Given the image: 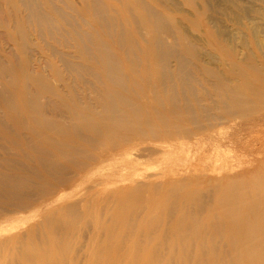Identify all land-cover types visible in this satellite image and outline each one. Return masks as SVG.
<instances>
[{"label": "bare ground", "instance_id": "bare-ground-1", "mask_svg": "<svg viewBox=\"0 0 264 264\" xmlns=\"http://www.w3.org/2000/svg\"><path fill=\"white\" fill-rule=\"evenodd\" d=\"M19 1L22 4V19L25 22L29 19L31 23H36L44 32V38H49V34L62 36L63 39L60 40L61 45L72 50L71 52L63 53L61 55L65 71H61L56 63L48 57V62L44 65V79H42L39 65L36 67L30 65L28 68V71H30L36 79H40L41 83L44 85V89L48 91L47 102L44 103V107H48L49 115L45 114L46 108H44V125L48 126L53 132H49V135L46 134V139L50 141V145L45 147L49 150L45 152L46 154L49 152H52L53 154L49 153L50 156H47L48 160L46 159V169L50 168L52 170L54 168V159L57 160L60 154H67L68 150L66 149L68 146L73 149L76 148L75 144L79 142L78 138L82 135H79L80 133L78 130L81 125L84 128L85 126H89L92 131H96L100 134L99 140L104 141L115 148L116 154L112 156L113 158L110 161H114L115 157H120L125 160V163L128 165L135 153L142 155V153L148 151L147 156L152 157L156 154L157 149L161 150L163 157L171 156V153H173V150L177 146L172 145L171 141L190 138H195V142L185 143L187 149L190 150L191 146L200 143L204 144V142H206L208 149H205V153L203 152L204 155H202L203 157L211 158L210 155L214 153H212V150L216 148L218 149L221 145L228 144L237 146L241 143V139L239 142L234 134L224 136V134H222L223 129H218L216 131L215 128L223 125L227 120L233 121L239 118H248L264 106V74L257 70L256 65L251 64L252 72L243 69L235 70L232 67H235L236 65V55L233 52H227L228 50L223 47V44H219V46H217L218 49L223 53L227 52V57L224 59L225 62H222V64L228 63L232 66L231 70H234V72L232 70V74H234L235 79L236 77L238 78L237 82L239 84H231L228 82V80H232L231 78H233L231 74L225 73L223 70L221 71L219 67L218 69H214V67L204 65L199 60H196L199 57L197 52L198 41L189 36L182 24H180V22L170 13V10H172L171 7L174 5L173 0ZM153 1H157V5H153ZM186 1L189 3L193 2V0ZM203 2L204 0H200L202 6L204 5ZM112 5L118 10L112 9ZM23 11H25L28 18L23 14ZM124 12L128 13L131 18L123 17L122 13L124 14ZM75 59L77 61H75ZM259 64L264 67V61H261ZM147 68L155 71L158 76L157 84L145 85L140 83L139 76L141 72L146 71ZM46 71L49 72V75L46 74ZM54 76H56L55 80L59 85L50 87L47 85L45 78L48 79L49 77H52L54 79ZM245 91L248 92V95L244 93ZM157 93H159V98L155 101V94ZM38 104L39 102L37 98H34L31 102L33 109H37ZM234 125L235 124H231L229 127L234 128ZM74 132H78L79 134ZM55 137H58L59 140L57 141V138ZM183 144L184 143H180L179 145L183 146ZM150 145L152 149L151 151L150 148L149 150H144L145 147ZM196 154L197 153L194 154L195 157ZM49 157L53 160H49ZM45 158L46 157L44 156V160ZM179 158L182 160V163H184L182 164L184 166L190 161L191 152L187 151L183 157L179 156ZM201 160L202 159L199 161ZM53 161L54 163H52ZM103 163L104 162H100L98 165ZM262 166L264 167V165ZM77 175L78 181H83L86 178V173L82 174L77 171ZM261 175H259L260 177L255 175L258 181L261 179ZM262 179L260 181L261 183L264 181V179ZM244 180L242 183H244ZM246 181V186H249L243 188L245 184H242L244 186L241 188L248 190L247 188H251L252 186H250L248 182L246 183ZM253 182H255V184L253 183L252 190L255 189L256 194V190L258 189H256L254 185H259L261 183L256 181ZM235 184L237 183L233 181V186ZM174 185V187L169 185L170 188L167 185H165V187L171 189L172 187L175 188L177 184L175 183ZM238 185H241V183ZM184 186L185 185H183V187L181 186L182 188H177V190L184 189ZM259 187L261 188L264 186L260 185L257 188ZM162 189V194L164 196L166 189L164 187H162ZM214 189L212 188L210 192ZM262 189L260 192V194L262 193L260 198L258 196L259 201L252 200L250 197H253L252 194L249 196L251 199L241 197V193L238 194L237 192L239 189L235 191L237 193H231L228 196V199L223 202L219 208L217 207L224 212H220L221 214L219 218L221 219H218L217 222L219 223L217 226L212 223L214 227L213 229H210L211 226H209L210 224L208 223L209 220H207V218H204L205 220L203 219L204 221H207V223L205 222L203 227H198L197 225H200L202 218L200 219V222H198V217L196 218L197 220L193 219V216L195 215L193 214L192 221H189L190 224L185 227H178V229L176 227H169L167 234H170L168 237L171 238L165 239V235L163 236L164 238H161L160 236L157 237L156 234L154 240L151 236L153 233L155 234V232L150 231L146 227L147 224L143 225V223L147 222L145 218L142 220L139 219V222L135 221V223H139L137 225L129 223L128 225H131L132 227L130 232L132 231L133 233L134 230L135 238L136 236H138V238L140 236V240L149 238L151 244L153 241V245L148 251H146L147 253L144 254L143 252V256L139 253L141 255L140 257L143 258L140 262L136 260L138 256H134L133 252H136L137 250L136 253L138 254V249L141 250V248L143 251V248L146 246L145 240L144 247H142L143 244L142 246L140 244L143 240L140 241L137 239V244H133L132 247L129 245L128 248L125 249V244H118L119 242L116 241L117 238L110 237L114 236L118 226L117 228L115 227L116 231L109 233H114L113 235L111 234L109 236V234L106 233V231L109 232L108 229H114L112 223L111 226L105 227L108 222H106V224L103 223L105 226L102 224V227L100 226L98 230L93 229L100 231L101 236H94L91 238L92 241L89 240L91 244L88 246V256H86L84 261H82L83 259L81 260V258H77V256L80 257L79 254L81 253L79 252L81 249L77 248L80 244L75 245L72 243V246H77L74 248L75 250L71 245L70 248L65 249L67 252L71 251L69 249H73L71 257L68 258V255L66 256V254L64 255L65 257H63L67 258L65 260L69 264H264V191H262ZM193 190L194 189L191 191ZM196 190L197 189H195L194 192ZM250 190L251 189L248 191ZM122 192L124 191L122 190ZM213 193L214 191L212 192V195L211 193L210 195L213 196ZM119 194L117 197L121 198L119 197ZM245 194L247 196V192ZM199 195H201V193ZM199 195L197 196L200 198V202L201 196ZM185 197L186 199L190 198L187 194H185ZM203 197H205L204 194L202 195V203L200 205H205V203H203L205 198ZM123 198H121V200ZM158 198L155 199L158 200ZM193 198V202L197 203L198 198L196 197L197 201H194ZM249 200H252L253 203H250ZM121 203V201H118V204ZM176 204L178 205V202ZM175 206L173 207L175 208ZM194 206L191 208L193 209ZM217 208H214L212 211L217 212ZM197 211H199V209ZM92 212L93 211H91V213ZM108 212L111 214L110 211ZM139 212L140 211H138V213ZM203 213L205 214V212ZM217 213H219V211ZM121 214L119 215L121 216ZM170 214H173V212ZM184 214L182 215L185 216ZM216 214L214 215L215 218L218 216V214L217 216ZM182 215L181 218L183 217ZM112 216L117 217L116 215ZM131 216L130 219L132 220ZM90 217L88 219H91ZM93 217L94 216L92 215V218ZM103 218L104 217H102V219ZM114 218H112V220ZM126 219L127 218H125V220ZM178 219V221L184 220H181L180 218ZM114 220L116 224V218ZM151 220L153 221L154 219ZM67 221L66 224L69 223V221L68 223ZM90 223L91 222H89V226ZM181 224L182 223L180 222L178 225ZM129 227L130 226H128L127 231L129 230ZM151 229L155 230V228L153 229L152 227ZM44 234L46 235L45 232ZM63 235L65 234L62 233V236ZM119 235L117 237H119ZM131 236L132 235H130L129 238H131ZM126 237L122 239L126 240ZM38 239L40 238L38 237ZM69 239L72 240L71 238ZM170 239L173 240L170 246L173 247L176 254L178 252V256L169 254L172 253V247H170L166 241ZM119 241L122 242L120 239ZM138 241H140V243H138ZM22 242L24 243L25 241ZM132 242H134V240ZM131 243L129 242V244ZM86 244L88 245V243ZM23 245L26 246L25 243ZM81 245L83 246V244ZM16 246L19 247L18 245ZM148 246H150V244ZM51 247L53 248V246ZM83 248H85V246H83ZM77 249L79 250L75 252ZM30 250H32V248ZM144 250H146V247ZM37 251H40V249ZM174 252L172 254H175ZM39 253L43 256L37 252L36 255H38V259L34 264H37V261L40 263L42 262L41 264H45L44 261L46 258L44 257L47 255H44V249ZM64 253L65 252H63V254ZM73 253L75 254V257ZM173 256L175 258H173ZM56 259L60 260V257L56 256ZM39 262L38 264H40ZM47 262L49 263V260H47ZM25 263L27 262L25 261Z\"/></svg>", "mask_w": 264, "mask_h": 264}, {"label": "rangeland", "instance_id": "rangeland-1", "mask_svg": "<svg viewBox=\"0 0 264 264\" xmlns=\"http://www.w3.org/2000/svg\"><path fill=\"white\" fill-rule=\"evenodd\" d=\"M203 3L204 5L202 6L200 0H193L192 3L186 0H173L174 5L171 7L172 10H170V13L182 24L187 34L198 41L197 52L199 57L196 60H199L204 65L214 67V69H218L219 67L221 71L223 70L225 73L231 74L233 78H231L232 80H228L231 84L239 83L237 82L238 78L236 77L235 79L234 74H232V66L228 63V65L222 64V62H225L224 59L227 57V52H233L237 57L236 65L232 67L235 70L243 69L252 72L251 64H254L257 70L264 74V67L259 64L261 61H264V0H204ZM152 4L157 5V1H153ZM112 9L118 10L113 5ZM23 14L27 17L25 11H23ZM122 15L123 17L131 18L126 12H124V14L122 13ZM61 39L63 38L60 35L50 34L49 38H44V32L36 23H31L29 19L25 22L22 19V4L19 0H0V264H34L38 259L36 253L38 252V254L42 255L39 252L43 251V249L44 255H47L44 257L46 258V260L44 259L45 264H63L64 262V264H69L65 260L67 258H64V255H68L67 257L70 258L72 250L76 248L77 246L75 247V245L78 244L80 245H78L79 247L77 248L82 251H79L81 252L79 254L80 257L77 256V258H81V260L83 259L82 261H84L86 256H88V246L91 244L89 240L92 241L91 238L94 236H101V232L96 230H98L100 226L102 227L103 223L106 224V222H108V225L106 224L105 226L103 224V226H111L112 223L114 227L112 230L108 229L109 232L106 231L108 234L112 231H116L118 226L119 229L117 228L115 234L111 233L112 235L114 234V236H110L111 234H109V236L115 239L117 238L116 241L119 242L118 244H125V249H127L129 245H131V247L133 244L135 245L137 239H141L140 236L139 238L138 236H136V238L134 237V230L133 233L132 231L130 232L132 227L128 224L137 225L139 223H135V221L139 222L144 218L147 222L143 223V225L147 224L146 227L150 231L155 232V234L153 233L151 236L153 238L156 234L157 237H165V239L171 238L168 237L170 234H167L169 227H176L177 229L178 227H185L190 224L189 221H192L193 214H197L196 217L195 215L193 216V219L198 217V222H200L202 218L200 225H197L198 227H203V224H205V222L207 223V221H204L207 218V220H209V226H211L210 229H213L212 223L217 226L219 223L217 222L218 219H221L219 216L224 212L218 208L228 199V196L237 191V189H239V191H237L238 194L241 193L242 196H240L243 198H252V200L254 199L255 201L258 200V196L260 198L262 194H260L261 189H264V187L257 188L260 185L264 186V181H262V183L260 182L264 174V167L262 166L264 165V106L248 118H239L233 121L227 120L226 123L215 128L216 131L218 129H223L222 134H224V136L234 134L238 141L241 139V143L237 146L227 144L221 145L218 149L213 148L214 150H212V153H214L211 154L212 156L210 155L211 158L203 157L205 149H208L206 142H204V144L200 143L191 146L190 150L187 149L185 143L195 142V138H190L171 141L172 145H177L173 153H171V156L163 157L161 150L157 149L156 154L152 157L147 156L148 151L142 153V155L135 153L128 165L125 163V160L120 157H115L114 161H110L113 158L112 156L116 154L115 148L99 140L100 134L96 131H92L89 126H85L84 128L81 125L78 129L80 134L74 132L79 135L82 134L78 138L79 142L75 144L76 148L74 147L75 149H73L68 146L66 150H68L67 154H69H60L57 160L54 159L55 163L54 161L52 162L55 164L54 168L52 170L50 168L46 169L47 156L53 154L52 152L46 154L48 149L45 148L50 145V141L46 139V134L49 135V132H53L48 126L44 125V108H46L45 114L49 115L48 107H44V103L47 102L48 91L44 89V85L41 83L40 79H36L34 75L28 71V68L30 65L34 67L39 65L42 79H44V65L48 62V57L56 63L61 71H65L61 55L71 52L72 50L61 45ZM219 44H223V47L228 51L224 53L221 52L217 47ZM75 61L77 60L75 59ZM46 74L49 75V72L46 71ZM55 78L56 76H54V79L52 77L48 79L45 78L47 85L50 87L59 85ZM139 81L141 84L145 85L157 84L158 76L154 70L147 68L146 71L141 72ZM244 93L248 95L247 91ZM34 98H37L39 102L37 109H33L31 106V102ZM158 98L159 93L155 94V101H157ZM231 124H235L234 128L229 127ZM55 138H57V141L59 140L58 137ZM180 143H184L183 146L179 145ZM149 148L151 151V145L145 147L144 150H149ZM187 151L191 152V159L183 166L182 164L184 163H182L179 156L183 157ZM195 153H197L196 157L194 156ZM44 156L46 157L45 160ZM197 157L202 160L199 161L200 159ZM51 159L52 158L49 157V160ZM100 162L104 163L98 165ZM77 171L82 174L86 173V178L83 181H78ZM254 174L256 176L261 175V179L258 181V176L256 177ZM242 179H246L247 181L244 180V183H242ZM252 179H254L253 181L261 183H258L259 185H254V187L258 189L256 190L257 195L255 194V189L252 190L253 183L255 184V182L251 181ZM233 181L237 183L235 184L237 186H233ZM245 181L252 186L247 189H251L252 191L243 189L249 186L248 184V186H246ZM175 183L177 185L173 188ZM239 183H241V185H238ZM168 184L171 186L174 185L171 188L173 190L169 189L170 186ZM242 184H245V186ZM165 185L169 188L165 187ZM183 185L186 186H184V189L177 190L179 187L182 188ZM242 186L244 187L241 188ZM162 187L168 191L166 192L164 190V196L162 194ZM212 188H215L213 190L215 193H213V196H211L213 191L210 192ZM192 189L197 190L194 192V190L191 191ZM242 189L245 193L247 192V196ZM263 189L262 191H264ZM122 190L124 192H122ZM170 190L171 192L169 193ZM189 193L193 195L191 196ZM200 193L201 195H199ZM202 193L205 196L203 198L206 199V201L205 199L203 200L205 205H200L202 203ZM118 194L119 197L124 198L121 200V198L117 197ZM185 194H187L188 197H194V201H197L196 197L198 198L197 195H199L201 196V200L199 202L200 198H198L197 203L193 202L191 197L186 199ZM251 194L253 197L250 196ZM155 198H158V200ZM252 200H249L250 203H253ZM118 201L122 203L118 204ZM174 201L176 203L178 202V205ZM184 204L188 205L186 206ZM173 206H175V208ZM192 206H194L193 209L191 208ZM213 207H218L219 213H217L218 211H212L214 209ZM198 209L199 211H197ZM91 211L93 212L91 213ZM108 211H110L111 214H109ZM138 211L141 213H138ZM172 212L173 214H170ZM203 212H205V214ZM214 213L218 214V216L216 214V218ZM91 214L94 216L93 218ZM119 214H121V216ZM112 215H116L117 217ZM181 215L184 218H181ZM88 216H91V219H88ZM111 216L112 218H116V224L115 218L112 220ZM210 216L214 219L212 220ZM102 217L104 218L102 219ZM125 218H127L126 220L128 223ZM178 218L181 220L184 219V223L183 221H178ZM151 219L154 220L152 221ZM66 221L68 224H66ZM89 222H91L90 226ZM180 222L182 224L178 225ZM198 222L196 223L199 224ZM72 224L75 227H73ZM128 226L130 227L127 231ZM151 227L158 231L152 230ZM62 233L65 235L62 236ZM118 233L121 234L119 235ZM118 235L119 237H117ZM130 235H132L131 238H129ZM67 236H70L69 238L72 240ZM38 237L40 239H38ZM125 237L127 241L129 240L128 242L123 240ZM119 239L122 240V242L119 241ZM131 240H134V242ZM144 240L146 246L144 245ZM144 240L142 243L138 241L141 246L143 244L142 247H146V250H144V247L143 251L141 247V250L138 249L140 251H138V254L140 253L142 256L147 253L146 251L153 245V241L151 244L149 238ZM147 240L150 246H148ZM22 241H25L24 243L26 246L23 245L24 243ZM172 241L173 240L170 239L166 242L170 246ZM129 242L132 243L129 244ZM72 243L75 245L72 246ZM86 243H88V245ZM81 244H83L85 248H83ZM50 245L53 246V248ZM70 245L73 249H69L71 250L69 252L65 251V249L70 248ZM31 248L33 251L30 250ZM39 249L40 251H37ZM63 252L65 253L63 254ZM136 252H133L134 256H138L136 260L139 262L140 260L142 261L143 258ZM173 252L174 249L172 247V253ZM172 253L169 254L179 255L178 252L177 254L175 252V254ZM75 254L78 255L77 253ZM56 256L60 257V260H57ZM173 258L175 257L173 256ZM47 260H49V263ZM25 261L27 263H25ZM38 262L39 261H37V264Z\"/></svg>", "mask_w": 264, "mask_h": 264}]
</instances>
